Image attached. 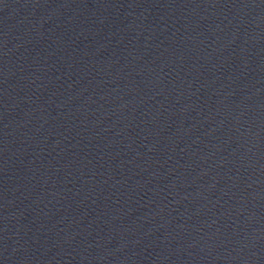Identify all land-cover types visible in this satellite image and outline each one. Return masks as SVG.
Masks as SVG:
<instances>
[{
	"label": "water",
	"instance_id": "obj_1",
	"mask_svg": "<svg viewBox=\"0 0 264 264\" xmlns=\"http://www.w3.org/2000/svg\"><path fill=\"white\" fill-rule=\"evenodd\" d=\"M0 264H264V0H0Z\"/></svg>",
	"mask_w": 264,
	"mask_h": 264
}]
</instances>
